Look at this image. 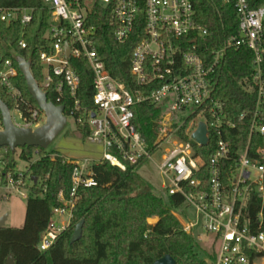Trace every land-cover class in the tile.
I'll return each mask as SVG.
<instances>
[{"label":"built area","instance_id":"2783aa9c","mask_svg":"<svg viewBox=\"0 0 264 264\" xmlns=\"http://www.w3.org/2000/svg\"><path fill=\"white\" fill-rule=\"evenodd\" d=\"M219 2L232 5L237 31L214 48L212 34L197 21L191 0H43L50 12L44 35L49 44L39 52L42 81L38 87L45 94L51 91L59 105L66 103V118L74 120L76 129H88L82 139L98 147L101 156L65 159L73 165L69 198L58 194L60 205L40 235V252L48 251L69 226L77 190L97 186L93 165L107 162L121 171L136 170L157 153V170L168 182L165 194L183 200L177 208L183 232L192 237L198 228L211 238L215 258L209 264H264V256L250 258L252 253L264 255L262 208L254 218L248 210L253 195L261 198L262 206L264 199V0ZM32 15L31 9L0 8V21L6 25L19 21L26 26ZM104 27L119 44L133 35L137 38L129 58V85L111 77L95 49V38ZM18 46L25 49L26 42L21 38ZM229 49H247L253 56L252 75L244 89L255 95V105L239 115V123L248 128L243 149L224 138L225 130L233 129L235 123L226 120L224 103L214 95L216 74ZM72 60L85 61L91 72L92 95L87 105L79 98L80 78ZM17 74L11 61H4L0 87L13 100V125L34 130L44 124L45 115L14 85ZM170 94L169 112L163 114L161 106ZM141 103L160 107L151 151L133 122V108ZM184 111L189 112L187 118L195 117L181 131L187 118L179 123L177 114ZM14 113L19 122L14 121ZM196 117L201 121H195ZM200 122L206 127L205 146L191 137ZM209 135L212 151L205 163L197 149L208 146ZM255 136L258 139L253 142ZM5 182L6 191L26 198L30 184L26 174L8 172Z\"/></svg>","mask_w":264,"mask_h":264},{"label":"trees","instance_id":"16d2710c","mask_svg":"<svg viewBox=\"0 0 264 264\" xmlns=\"http://www.w3.org/2000/svg\"><path fill=\"white\" fill-rule=\"evenodd\" d=\"M191 1L196 9L197 21L212 34L214 48L236 33L237 20L232 5L222 6L219 0ZM0 8L33 11L32 20L26 26H21L19 21L9 25L0 21V69L4 61H11L18 71L14 85L25 100L37 108L27 92L16 59L30 62V72L39 85L42 81L39 52L46 50L49 44L44 35L49 27L50 12L43 0H0ZM21 38L26 42L25 49L18 46ZM136 42L137 38L133 35L127 43L119 44L105 27L95 38V49L103 57L111 77L127 85L132 79L129 58ZM252 59V53L247 49H229L216 74L214 95L224 103L226 120L235 123L233 129L225 130L224 138L237 149H243L248 138V128L239 123V115L251 111L255 105V95L244 89L252 75ZM71 64L80 78L79 98L83 105H87L92 95L91 72L83 60H72ZM46 97L49 102L59 105L51 91H46ZM0 100L9 110L14 108L13 100L3 87H0ZM61 104L65 107L64 115L68 116L66 103ZM133 113L134 125L151 151L158 134L160 107L141 103L133 108ZM194 117L195 114L186 119L181 131ZM77 132L84 138L88 129L77 127ZM209 139L207 147L197 149L205 163L212 151L210 135ZM256 139V136L253 137V142ZM4 149L6 157L1 162V171L14 172L15 161L11 157L15 151ZM19 150L18 159L28 163L25 174L30 182L26 186L24 224L21 228L0 229V264H7L9 258L12 264H154L166 256L174 264H209L200 257L193 238L182 231L173 214V210L182 204V198L166 195V200H163L158 196L152 186L137 174L136 170L142 164L137 165L136 170L128 167L125 171L107 162L93 165L97 186L77 190L69 226L48 251L40 252L37 248L40 235L46 229L53 210L60 205L58 194L69 198L73 165L57 154L51 158L40 148L23 147ZM33 151H38L40 158L32 163ZM261 208L264 229V199L262 206L261 198L253 195L248 207L250 216L254 218ZM151 218H156L153 224L147 221ZM80 220H84L81 238L70 244L75 225ZM202 254L209 262L215 258L213 247L210 252ZM262 256L252 253L250 258L254 260Z\"/></svg>","mask_w":264,"mask_h":264},{"label":"rangeland","instance_id":"374dc122","mask_svg":"<svg viewBox=\"0 0 264 264\" xmlns=\"http://www.w3.org/2000/svg\"><path fill=\"white\" fill-rule=\"evenodd\" d=\"M173 94H170L167 99L164 100L163 105L161 106V112L168 113L170 109V105L172 103ZM189 115L188 111L179 112L177 114V121L180 123ZM13 119L15 122H19L20 119L16 113L13 114ZM66 128L62 131V133L51 143V145L45 150L46 153H49L50 157H54L56 152L61 155V157L69 160H81L84 158H100L101 150L98 147L90 146L85 143L77 132L74 120L71 117H67L66 119ZM195 121H201V117H196ZM168 126L166 125V128ZM1 129V127H0ZM56 151V152H55ZM20 150L16 149L14 155L11 157L13 161H15L14 172H22L26 173L28 163L19 160ZM6 157V150L0 149V173L3 174L2 182H5V175L1 169L2 160ZM40 158V154L38 151H33L31 154V162H35ZM160 156L155 153L151 155V159L146 160L142 165L136 170L137 174L147 181L151 186L153 191L160 196L163 200H166V194L164 192V185L168 184L167 180L163 178L159 171L157 170L156 164L159 163ZM27 176V175H26ZM28 177V176H27ZM0 181V194L4 193L5 185ZM24 205L25 199L19 194L14 193L13 197L9 200L0 199V211L4 212V215L10 216L8 224H21L24 219ZM181 209H174L173 214L181 224L182 228V218L180 211ZM186 214L193 219L192 211L188 210ZM149 224H153L156 221V218H151L147 220ZM183 231V230H182ZM193 241L196 245L198 251H200V257L204 258L208 263L207 258L202 254L203 252H210L212 249L211 246V238L207 237L205 233H202L198 230V228L194 229L193 232Z\"/></svg>","mask_w":264,"mask_h":264},{"label":"water","instance_id":"95a60500","mask_svg":"<svg viewBox=\"0 0 264 264\" xmlns=\"http://www.w3.org/2000/svg\"><path fill=\"white\" fill-rule=\"evenodd\" d=\"M16 61L18 70L26 83L27 92L37 108L44 113L45 122L34 130L15 127L11 120L9 108L0 100V149L8 148L15 151L23 147H34L46 150L66 128L67 118L64 115V107L47 100L46 94L41 91L32 77L29 61L23 58H17ZM191 137L200 146H205L207 144L205 124L200 122ZM5 220L6 215H2L0 217V229L4 227ZM83 223L84 220H80L75 225L69 241L70 244L81 238ZM7 264H12L11 258L7 260ZM154 264H174V262L169 256H166Z\"/></svg>","mask_w":264,"mask_h":264},{"label":"crops","instance_id":"0c3cea01","mask_svg":"<svg viewBox=\"0 0 264 264\" xmlns=\"http://www.w3.org/2000/svg\"><path fill=\"white\" fill-rule=\"evenodd\" d=\"M80 137V136H79ZM56 152V151H55ZM57 155L61 156L60 154H58L56 152ZM2 179H3V174L0 173V181L2 182ZM3 183V182H2ZM4 184V183H3ZM5 185V184H4ZM4 189V193L3 194H0V199H3V200H9L10 198L13 197V194L14 192H8L5 190V187L3 188ZM25 199V198H24ZM4 215V212L3 211H0V217ZM24 217H25V205H24ZM9 214L6 215V220L4 222V227L5 228H21L24 224V219H23V222H21V224H10V225H7L8 224V221H9ZM155 222V221H154Z\"/></svg>","mask_w":264,"mask_h":264}]
</instances>
